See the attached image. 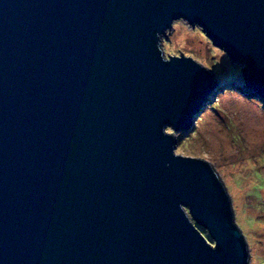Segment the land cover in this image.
<instances>
[{
    "label": "water",
    "instance_id": "water-1",
    "mask_svg": "<svg viewBox=\"0 0 264 264\" xmlns=\"http://www.w3.org/2000/svg\"><path fill=\"white\" fill-rule=\"evenodd\" d=\"M177 19L264 96V0H0V264H250L219 175L166 131L217 84L164 56Z\"/></svg>",
    "mask_w": 264,
    "mask_h": 264
},
{
    "label": "rangeland",
    "instance_id": "rangeland-1",
    "mask_svg": "<svg viewBox=\"0 0 264 264\" xmlns=\"http://www.w3.org/2000/svg\"><path fill=\"white\" fill-rule=\"evenodd\" d=\"M160 47L165 57L191 56L216 79L191 127L166 131L176 139V154L202 158L219 175L247 241L250 264H264V96L245 81V64L232 61L198 25L173 21Z\"/></svg>",
    "mask_w": 264,
    "mask_h": 264
}]
</instances>
